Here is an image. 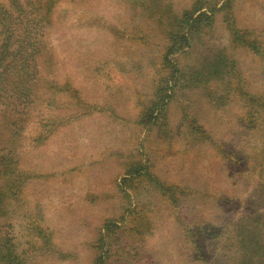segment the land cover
<instances>
[{
    "label": "rangeland",
    "instance_id": "1",
    "mask_svg": "<svg viewBox=\"0 0 264 264\" xmlns=\"http://www.w3.org/2000/svg\"><path fill=\"white\" fill-rule=\"evenodd\" d=\"M194 1L40 9L36 91L0 164V239L13 264H236V225L264 232V0H202L212 29L173 58L198 68L220 53L230 73L174 88L155 121L146 113L165 72V12ZM144 171L172 188L163 194Z\"/></svg>",
    "mask_w": 264,
    "mask_h": 264
},
{
    "label": "trees",
    "instance_id": "2",
    "mask_svg": "<svg viewBox=\"0 0 264 264\" xmlns=\"http://www.w3.org/2000/svg\"><path fill=\"white\" fill-rule=\"evenodd\" d=\"M9 0L10 7L14 10L2 9L0 6V141L3 142L0 164H6L8 145L20 132L19 121L21 108L30 104V97L36 86L37 61L40 53V42L36 39L38 22L42 20L40 9L48 6L49 0L40 5L37 0ZM202 0H195L189 10L176 14L173 11L165 12V23L162 29L167 41L162 54V68L165 72L160 78L154 79L155 101L147 106L146 113L157 120L164 115L165 106L171 100L174 88H195L211 80L223 81L230 73L226 57L220 53L200 61L198 68L184 65L180 66L176 55L183 54L196 46L195 40L199 39L205 29H212L213 13L203 10ZM18 20L9 22V20ZM160 24L161 18H158ZM17 25V26H16ZM17 31V33L15 32ZM232 40L238 41L239 31L232 28ZM16 35V36H14ZM243 41L255 55H262L263 49L255 41ZM262 106V105H261ZM263 107V106H262ZM134 175L140 170H134ZM154 187L162 193L172 187L166 186L144 171ZM7 184L0 185V212L7 196ZM12 192L9 194L11 195ZM246 222V224H242ZM236 225L239 254L236 264H264V232L260 229V222L244 220ZM107 225V224H106ZM7 241L0 239V264H13L12 249Z\"/></svg>",
    "mask_w": 264,
    "mask_h": 264
}]
</instances>
